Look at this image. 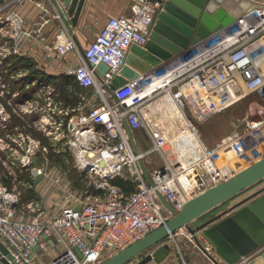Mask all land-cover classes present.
<instances>
[{
	"label": "built area",
	"instance_id": "built-area-1",
	"mask_svg": "<svg viewBox=\"0 0 264 264\" xmlns=\"http://www.w3.org/2000/svg\"><path fill=\"white\" fill-rule=\"evenodd\" d=\"M27 1L0 0L3 4L0 10H8V14H2L6 15L5 18L0 16V24L2 19L10 23L13 39L16 40L15 50L30 38L40 37V26L26 25L18 12V8ZM134 1L137 10L133 18H109L83 50H79L76 42L64 34L52 46L45 45L44 49L51 51L56 58L76 54L79 60L66 67L64 72L80 89L78 104L64 111V134L67 144L78 153L76 166L79 171L84 176L99 178L95 183L98 193L85 191L59 211L47 215V219L35 218L25 222L16 219L14 207L17 197L0 186V241L6 246L14 264H33L36 251L48 250V239L56 246L50 264H102L167 222L170 214L159 201L157 192L169 204L179 208L200 189L213 187L218 181L220 183L229 178L217 168L218 161L225 157L224 153L237 152L236 156L240 157L242 153H250L252 147L261 146L262 153L250 165L264 157V72L258 64L264 59L261 46L264 40V8L236 20L230 25L231 34L221 42L223 44L167 82L144 86L143 76H140L111 93L112 80L124 66L129 49L147 43L154 18L162 7L157 0ZM36 4L41 7L39 1ZM58 12L57 18L63 19L60 7ZM100 65L107 67L103 76L99 74ZM91 88L93 96L100 101L98 104L92 103L93 100H88L83 93V90ZM250 95H257L260 99L262 118L246 124L242 131L226 138L214 149L206 147L208 150L203 158H195L186 165L180 163L179 168L166 161L165 141L156 132L146 131L152 143L148 152H141L133 137L137 148L135 153L125 130L124 123L133 136L145 127L142 109L152 99L170 101L186 116L185 120L195 131L188 114L202 123ZM41 118L39 124L46 129L42 122L47 117ZM63 125L60 123V126ZM26 139L29 140L28 136ZM32 144L34 146L23 151V167L34 163V147L37 149L39 143ZM41 149L46 152L44 147ZM82 153L90 158H82ZM151 153L162 156V167L145 168L143 162ZM124 173L128 174L133 186V192L128 195L113 184L114 179ZM32 175L34 178L39 175L46 177L37 168L32 169ZM204 177L208 180L202 183ZM33 204L37 203L31 202ZM187 228L177 230L161 245L176 243L175 236H181L203 256L207 264H221L214 246L203 234L191 233ZM153 251L154 248L143 257L151 256ZM180 259L186 264L181 254ZM132 262L138 264L140 259Z\"/></svg>",
	"mask_w": 264,
	"mask_h": 264
},
{
	"label": "rangeland",
	"instance_id": "rangeland-1",
	"mask_svg": "<svg viewBox=\"0 0 264 264\" xmlns=\"http://www.w3.org/2000/svg\"><path fill=\"white\" fill-rule=\"evenodd\" d=\"M8 14V10H0V15ZM5 18L6 15H2ZM0 24V186L5 188L9 194L17 197V204L15 209L16 215L25 219L27 216L39 218L42 220L47 219V215H51L59 211L63 206L70 203V200L79 198V195L87 191L90 194L95 193V183L99 180L95 176L83 175L76 166L78 161V153L67 144V136L64 134V121L66 108H72L66 106V104L59 98L61 89L60 82L48 81L47 79L41 80L38 84L34 82L33 86H37V90L34 93L28 94L33 86L29 83H21L20 78L28 73L26 60L31 62V69H37L40 73L46 72L51 75H64L65 68L76 64V54H71L64 58H52L53 53L48 49H40L39 51L29 49V43L26 41L19 49H14L16 46V40L13 39L12 28L10 23H6L4 19ZM95 25H90L93 28ZM221 32L211 37L208 41L203 42L197 49H192L186 58L182 59L183 62L178 63L177 68L172 69V72L179 70L186 65H193L197 60L204 57L210 52L213 47V41L217 39ZM264 41V40H263ZM32 58L29 59V54ZM16 51V52H15ZM186 51V50H185ZM27 52V53H26ZM80 51L78 50V53ZM184 52V51H183ZM49 55V56H48ZM43 56L48 57L47 64L40 60ZM18 57L19 61L16 60ZM23 64V65H22ZM43 65L45 67H43ZM189 68V67H185ZM43 71V72H42ZM40 81V80H39ZM167 82V81H166ZM151 85V83H148ZM153 84V83H152ZM157 84V83H156ZM156 84L151 85L154 86ZM84 95L88 100L93 96V89L83 90ZM109 100L111 98L108 97ZM149 106V114L145 115V127L135 132L133 137L138 140L139 149L146 151L152 147L151 141L146 136V131L149 133L156 132L165 141L164 155L166 161L169 164H173L175 168H179L180 163H188L195 158L201 157L205 153V148L200 139L206 144L209 150L214 149L218 144H221L223 140L232 136L233 134L243 130L246 124H251L259 121L262 118L261 102L256 95H250L239 103L227 108L221 113L215 114L206 121L199 123L197 120L188 114V118L191 121L194 130L188 125L185 120L184 114H181L178 109L172 105L170 101L165 98H160L154 101ZM151 101V102H152ZM39 114L43 120V116H46V121L42 122L47 126L43 129L39 122H30V126L36 131L42 134L47 139L48 144L52 147V153L54 157H50L47 148L46 152L42 151L39 142L30 136L29 133L20 130L18 127L11 126V130L4 129L2 124H10V121H14V117L17 119H23V116L30 117ZM21 116V117H20ZM27 119V118H26ZM28 120V119H27ZM41 121V120H40ZM62 123L63 126H60ZM12 125V124H11ZM59 127V129H58ZM58 129V130H57ZM28 136L29 140L26 139ZM32 142L37 143L38 148L34 147L35 155L32 157L34 163L30 162L27 166H22L21 161L25 155L21 152L25 151L29 146H32ZM34 146V145H33ZM199 147L201 152L195 149ZM236 149V148H235ZM230 152V151H229ZM232 153V159L228 160L227 165L233 169L230 172H235L234 164L237 163L239 157ZM164 154V153H163ZM227 160V153H224ZM249 154V153H242ZM195 155V156H194ZM152 157L156 160V163L163 164V158L158 153H152ZM221 157H223L221 155ZM241 157V156H240ZM247 158L248 162H240L239 172L250 165L253 162L251 154ZM251 159V160H250ZM180 160V161H179ZM225 159L222 158L217 163V168L223 170L225 165ZM222 162V163H221ZM220 163V164H219ZM185 164V165H186ZM239 164V163H238ZM223 165V166H222ZM37 168L41 170L44 177V181L37 187H34V177L32 175V169ZM9 173L12 176L11 185H4L2 182V174ZM120 182L125 186L124 190L128 192L133 191V186L130 182V178L127 173H124L121 177H118ZM120 188L121 186L117 184ZM122 189V188H120ZM249 190L245 191L248 192ZM33 193L35 203L31 205V202L27 200V195ZM244 192V193H245ZM237 196L238 199L241 195ZM233 200L229 201L233 202ZM228 203V202H227ZM223 204L221 207H223ZM218 210V209H217ZM170 217V215H169ZM174 252H177V248ZM180 264L179 253H176L175 258ZM45 263L48 261L43 259ZM187 260V259H186ZM187 264L188 262L185 261ZM207 264V263H206Z\"/></svg>",
	"mask_w": 264,
	"mask_h": 264
},
{
	"label": "water",
	"instance_id": "water-1",
	"mask_svg": "<svg viewBox=\"0 0 264 264\" xmlns=\"http://www.w3.org/2000/svg\"><path fill=\"white\" fill-rule=\"evenodd\" d=\"M162 7L155 16L150 28L147 43L131 46L129 54L138 59L133 65L130 55L111 83L112 91L139 78L143 71L157 67L180 54L188 46L195 45L211 34L230 26L246 14L264 8V0H157ZM67 7L66 15L73 23L78 20L84 0H60ZM132 68L139 71L132 72ZM130 70L133 76H126ZM107 71L105 65L99 66V74ZM125 130L135 153L137 148L126 123ZM145 177L148 179L144 170ZM44 178L39 175L35 184ZM261 188L238 202L231 203L224 211L196 228L215 248L224 264H264V157L241 169L213 187L200 189L195 196L179 208L169 204L157 192V197L170 214L167 222L125 250L112 256L102 264H129L140 259L138 264H160L171 249L162 244L170 235L223 204L235 199L254 186ZM14 207V206H13ZM154 248L151 256H144ZM255 257L246 263L242 261L250 255ZM7 249L0 243V264H14Z\"/></svg>",
	"mask_w": 264,
	"mask_h": 264
},
{
	"label": "crops",
	"instance_id": "crops-1",
	"mask_svg": "<svg viewBox=\"0 0 264 264\" xmlns=\"http://www.w3.org/2000/svg\"><path fill=\"white\" fill-rule=\"evenodd\" d=\"M38 1L41 3V7L37 6L36 3ZM2 5L0 4V8ZM57 6L62 9V14L64 16L63 19L57 18V14H59ZM66 8L67 7H65L60 2V0H29L18 8V12L21 15V17L24 19L26 25L36 24V26L38 27L40 26V32H39L40 37L34 36L28 40V43L30 46L28 50L35 49L39 51L40 49L41 50L44 49L45 45H48L50 47L53 45V43L59 36L63 37L62 34H64L65 37H69L73 39L76 42L78 49L83 50L94 40L95 36L98 34V32L105 25V23L107 22L109 18L126 17V18L131 19L135 16L137 5L134 0H84V4L82 6L80 15L78 17V20L75 23H73L71 19L67 17ZM90 25H95V26L93 28H90ZM229 27H226L222 30H225ZM216 34L208 37L207 39H205L204 41H201L199 44L195 46L190 47L191 45H189L188 46L190 47L189 49L174 56L170 60L163 62L161 65L159 64V66L157 67H152L150 70L148 69L147 71H143V73L140 74L141 76H143L142 77L143 85L151 87V85L156 84V83H157L156 85L162 84L170 80L174 76H176L178 73L185 70V67H190L192 63L184 66L183 68L179 70H175L172 72V69L177 68L179 66L178 63L183 62L182 59L186 58V56L189 53H191L192 49H197L200 46V44L209 40L211 37L215 36ZM28 50L27 52L30 56L29 57L30 59L32 58L33 51L30 54ZM127 55H130L129 51ZM130 56H132L131 57L132 64L138 65V62H139L138 59L133 55H130ZM54 57L55 56H52V58ZM47 59L48 57L43 56L40 60L42 61L43 64L44 62H46L47 64V61H46ZM77 61H79L78 58H77ZM44 65L43 67H45ZM130 67L132 68V66ZM134 69L136 71H139V69L137 68H132L131 71L136 72ZM131 71L129 69L126 70L125 71L126 76H130V77L133 76V73ZM46 74L51 75L49 73H46ZM148 83H151V85ZM90 100L91 101L93 100L92 103L94 104H98L100 102L99 99L95 98L94 96H92ZM152 103L153 102L148 103L143 107L142 110L145 115L149 114L148 108ZM135 140H136V143H138V140L137 139ZM150 149L151 148H148L146 151H141L140 149L139 150L141 152H148ZM154 159L155 158L152 157V153H151V154H148V156L144 160L143 163L147 170H151L153 168H159L163 166L164 161H163V164H158L156 163V160ZM35 179L33 181L34 187H37L40 183H42V181H44V178H43L42 180H40L38 183L35 184ZM260 188H261V185L252 187L251 189H249L248 192H245L243 195H241L238 199H236L233 202H238L239 200L244 199L246 196L258 191ZM34 201L35 199L30 200V202H34ZM233 202H230V203L228 202L223 207L220 206L218 210L215 209V211L213 210L207 213L205 216L193 222L187 229L189 230V232L192 231L191 233L193 232L202 233V231H196V228L200 226L201 224H203L204 222L210 220L214 216L218 215L222 211H224ZM14 209H17V207L15 206ZM32 218L33 217L27 216L25 219H22L21 216L16 215V219L25 221V222L31 221ZM175 237H176L175 238L176 243L166 242V244L170 247L171 251L169 255L166 256L161 261L160 264H180L178 260L174 259L176 256V253H179V255L181 254L184 258V261L188 262L187 264H206V261L203 258V256L199 252L195 251L183 237L181 236H178V237L175 236ZM0 243L2 244V246L6 248V246L1 241ZM47 243H48L47 251L45 252L36 251L35 252L33 264H50V261L56 250V246L49 239L47 240ZM172 248H177V252H174V249ZM254 257H255V254H252L248 258L244 259L242 263H246L248 262V260ZM43 259L47 260L48 262L45 263ZM149 264H154V263L152 262ZM221 264H224V263L221 261Z\"/></svg>",
	"mask_w": 264,
	"mask_h": 264
},
{
	"label": "trees",
	"instance_id": "trees-1",
	"mask_svg": "<svg viewBox=\"0 0 264 264\" xmlns=\"http://www.w3.org/2000/svg\"><path fill=\"white\" fill-rule=\"evenodd\" d=\"M14 58H16V60L19 61L18 57H14ZM26 63H27L28 73L25 76L20 78L21 83H29V84H31V86H33L34 82L38 81V84H40L41 80H45V79H47L50 82L53 80L56 82H60L59 85H60L61 93H60L59 98H61V100L66 104V106L74 107L78 104L77 93L80 92V89L77 86V84L73 81L72 78L65 76V75L62 76L61 74L58 76L48 75L43 71H42L43 73H40L39 70H37V69H31L30 70V67L32 66L31 62L28 61V59H27ZM38 84H36L37 86H33L32 89L27 93L28 94L34 93L37 90ZM34 115L35 116L31 115L30 117L23 116L24 120L20 119V118L17 119L16 117H14L13 118L14 121L13 120L10 121V124H2V125H4V129H6V130H11V126L12 127L15 126V127H18L20 130L25 131L26 133H29L32 138H34L36 141L39 142V144L42 148L43 147L47 148V151H48V154L50 155V157H54V154L52 153V147H50V145L48 144L47 139L45 137H43L42 134H40L39 132H36L29 124L30 122H36V123L39 122L40 115L39 114H34ZM23 153L24 152H21V154H23ZM0 168H2V167L0 166ZM2 176H3V179H2L3 184L10 186L12 184L11 183L12 176L9 173H7V174L4 173V174H2ZM117 178L114 179V181H113L114 185L117 186V184H119L121 186L120 188H122V189H120L118 186L117 187L121 191H123L126 195L133 192V191L128 192V191L124 190L123 186H125V185L122 182H120L119 179H117ZM95 193H98V192L95 191ZM26 197H27L28 201L34 199V195L32 192H30V194L27 195ZM235 200L236 199H234V201Z\"/></svg>",
	"mask_w": 264,
	"mask_h": 264
},
{
	"label": "bare ground",
	"instance_id": "bare-ground-1",
	"mask_svg": "<svg viewBox=\"0 0 264 264\" xmlns=\"http://www.w3.org/2000/svg\"><path fill=\"white\" fill-rule=\"evenodd\" d=\"M226 28V27H225ZM224 29V28H223ZM231 29L232 28H227V29H225V30H222L221 31V33L219 34V36L217 37V39L215 40V41H213V47H212V49H215V48H217V47H219L221 44H223V43H221V42H224L227 38H228V36L231 34ZM208 38V37H207ZM206 38V39H207ZM205 40V39H204ZM204 40H202V41H204ZM208 41V40H207ZM201 42V41H200ZM199 42V43H200ZM199 43H197V44H199ZM197 44H195V45H197ZM195 45H193V46H195ZM261 46L263 47V50H264V41L262 40L261 41ZM190 47H192V46H190ZM189 47V48H190ZM189 48H187V49H189ZM186 49V50H187ZM185 51V50H184ZM182 53V52H181ZM264 60V59H263ZM259 61V67H260V70L261 71H263L264 72V61ZM166 62V61H165ZM184 117H186L185 115H184ZM201 141V140H200ZM202 142V144L204 145V148H205V153H203L202 155H201V157L203 158L205 155H206V153H207V148H206V144L203 142V141H201ZM199 151V152H201V150H200V148L199 147H197L196 149H195V152L196 151ZM197 153V152H196ZM260 153H262V149H261V146H257V147H252V150L250 151V153L249 154H251V156L252 157H257L258 156V154H260ZM198 154V153H197ZM234 154V153H233ZM236 154V153H235ZM249 154H242V155H240L241 157H239V159H238V161H237V163L235 162V164H234V169H235V172H230L229 173V171H232L233 169H231L230 168V165L228 166L227 165V162H228V160H230V159H232L231 157L233 156L232 155V153L231 152H229V153H227V155H226V157H227V160H226V158H223V160L225 159V167H224V169L222 170V172L225 174V175H228L229 176V178L231 177V176H233L235 173H237L236 172V170L237 169H239L238 167L241 165L240 164V162H248V160H247V158H249L248 156H249ZM263 154H264V152H263ZM262 154V155H263ZM195 156V155H194ZM225 156V155H224ZM81 157L82 158H85L86 160L87 159H89L90 158V156L89 155H85V153H82L81 154ZM200 157V156H199ZM180 161V160H179ZM227 161V162H226ZM188 163H190V162H188ZM222 163V162H221ZM229 163V162H228ZM239 163V164H238ZM186 163H184V164H181V165H185ZM220 164V163H219ZM180 165V166H181ZM223 166V165H222ZM220 168V167H219ZM237 168V169H236ZM206 180H208V177H204L203 178V181H202V183L203 182H206ZM218 183H219V181H218ZM189 185H192V183H190L189 182Z\"/></svg>",
	"mask_w": 264,
	"mask_h": 264
}]
</instances>
